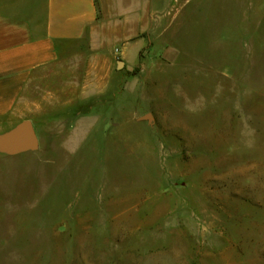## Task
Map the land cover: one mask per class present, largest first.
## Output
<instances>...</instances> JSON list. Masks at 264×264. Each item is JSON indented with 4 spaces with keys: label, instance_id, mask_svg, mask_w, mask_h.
<instances>
[{
    "label": "rangeland",
    "instance_id": "rangeland-1",
    "mask_svg": "<svg viewBox=\"0 0 264 264\" xmlns=\"http://www.w3.org/2000/svg\"><path fill=\"white\" fill-rule=\"evenodd\" d=\"M128 4L0 149V264H264V0Z\"/></svg>",
    "mask_w": 264,
    "mask_h": 264
},
{
    "label": "crops",
    "instance_id": "crops-1",
    "mask_svg": "<svg viewBox=\"0 0 264 264\" xmlns=\"http://www.w3.org/2000/svg\"><path fill=\"white\" fill-rule=\"evenodd\" d=\"M129 1L145 9V0H13L5 15L0 0V136L30 119L34 82L63 62L67 47L96 31L99 13L129 15Z\"/></svg>",
    "mask_w": 264,
    "mask_h": 264
},
{
    "label": "water",
    "instance_id": "water-1",
    "mask_svg": "<svg viewBox=\"0 0 264 264\" xmlns=\"http://www.w3.org/2000/svg\"><path fill=\"white\" fill-rule=\"evenodd\" d=\"M124 64H120L123 68ZM150 119V117H147ZM39 147L37 131L32 122L25 121L11 132L0 136V149L4 153L17 155L20 153L34 151Z\"/></svg>",
    "mask_w": 264,
    "mask_h": 264
}]
</instances>
